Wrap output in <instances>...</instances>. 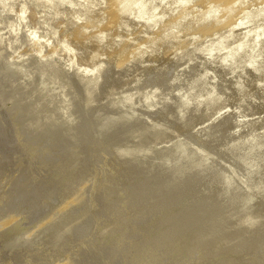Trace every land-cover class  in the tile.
Returning <instances> with one entry per match:
<instances>
[{
    "label": "rangeland",
    "instance_id": "374dc122",
    "mask_svg": "<svg viewBox=\"0 0 264 264\" xmlns=\"http://www.w3.org/2000/svg\"><path fill=\"white\" fill-rule=\"evenodd\" d=\"M96 1L0 0V264H264L263 0Z\"/></svg>",
    "mask_w": 264,
    "mask_h": 264
},
{
    "label": "bare ground",
    "instance_id": "6f19581e",
    "mask_svg": "<svg viewBox=\"0 0 264 264\" xmlns=\"http://www.w3.org/2000/svg\"><path fill=\"white\" fill-rule=\"evenodd\" d=\"M43 1H46L47 4H53V2H55V0H43ZM98 1H99V0H98ZM98 1H96V2H98ZM103 1H104V0H102L101 3H107L106 0H105L104 2H103ZM107 1H108V0H107ZM120 1H121V0H120ZM120 1L117 0V2L121 3L120 5H122L124 2H123V0H122V2H120ZM126 1H128V2H125V4H123V5L121 6V8H122L124 5H126L127 3H128V6L130 5L131 0H130V1H129V0H126ZM134 1H135V0H134ZM139 1H140V3H141L142 0H139ZM139 1H138V2H139ZM145 1H146V0H143L142 3H143V4H147L148 2L144 3ZM155 1H156V0H151V1H149L150 3H149L148 5H150V4H152V3H153V4H156ZM159 1L162 3L161 0H159ZM163 1H164V0H163ZM168 1H172V0H167V1H164V2H167V3L169 4ZM180 1H181V0H180ZM184 1H185V3L189 2V3H188V7L190 8L191 6H189V4H190V1H191V0H190V1H189V0H188V1L184 0ZM198 1H200V0H198ZM210 1H211V0H209V3H208V4H210L211 2H213V1H211V2H210ZM217 1H219V0H216V3H217ZM224 1H226V0H224ZM224 1H221V2H223L222 6H223L224 3H225ZM243 1H245V0H243ZM263 1H264V0H263ZM263 1H262V3L264 4ZM71 2L73 3V1H71ZM71 2H69V3H71ZM151 2H152V3H151ZM160 2H158L159 5H161ZM182 2H183V1H182ZM182 2H181V4L184 5V3H182ZM194 2H196V0H195ZM203 2H205V1L203 0ZM203 2H202V3H203ZM214 2H215V0H214ZM246 2H247V1H246ZM253 2H257V3H256V6H257L258 4H259L258 6H260V4H261V2H260L259 0H258V1L256 0V1H253ZM259 2H260V3H259ZM64 3H65V2H64ZM67 3H68V2H67ZM99 3H100V2H99ZM115 3H116V1H115ZM135 3H137V0H136L135 2H133V3H131V5H132V4H135ZM192 3H193V0H192ZM202 3H200V4H202ZM226 3H227V1H226ZM226 3H225V4H226ZM74 4H76V1H75ZM74 4H73V5H74ZM116 4H118V3H116ZM116 4H115V5H116ZM138 4H139V3H137L136 5H137V6H140V5H141V4H140V5H138ZM153 4H152V5H153ZM168 4H167V5H168ZM177 4H180V2L176 3V6H177ZM181 4H180V5H181ZM196 4H197V3H196ZM196 4H195V5L192 4V6H196V8H198V6H199L200 4L198 3V6H197ZM208 4H206V5H205V4H204V5H201V6H200L201 9H203L202 6H203V7H204V6L206 7V6H208ZM211 4H212V3H211ZM218 4H219V2H218ZM218 4H216L217 7H218ZM242 4H243V3H242ZM242 4H241V5H242ZM65 5H66V6H65ZM67 5H68V4H66V3L64 4V6H65L66 8H67V7L70 8V6H71L72 4H70V6H69V5L67 6ZM101 5H102V4H101ZM106 5H107V4H106ZM106 5H105V6L103 5V6L105 7V8H104L105 10H106ZM120 5H119V6H120ZM152 5L149 7V9H150L151 7H153ZM162 5H163V4H162ZM170 5H171V4H170ZM180 5H179V6H180ZM190 5H191V4H190ZM239 5H240V4H239ZM241 5H240V6H241ZM74 6H76V5H74ZM107 6H108V5H107ZM110 6H111V5H110ZM116 6H117V5H116ZM128 6H127V7H128ZM132 6L134 7V5H132ZM132 6H131V7L129 6V10H128L127 7L124 6V7L126 8V9L124 8L125 11L128 10V11H127L128 13H129V11H130V12H133V9L135 10V8H133ZM209 6H210V5H209ZM209 6H208V7H209ZM244 6H246V4H244ZM72 7H73V6H72ZM97 7H98V6H97ZM101 7H102V6H100V9H101ZM108 7H109V6H108ZM108 7H107V8H108ZM117 7H118V6H117ZM117 7H116V11H117ZM145 7H146L145 10H147V7H148V6H145ZM155 7H157V5H156ZM158 7H159V6H158ZM164 7H165V6H164ZM200 7H199V8H200ZM214 7H215V5H214ZM219 7H220V5H219ZM235 7H236V6H235ZM242 7H243V6H242ZM121 8L118 9V10H122V9H123V8H122V9H121ZM130 8H133L132 11H131ZM136 8H137V7H136ZM194 8H195V7H194ZM210 8H211V7H210ZM232 8H234V7H232ZM238 8H239V7H238ZM259 8H260V7H259ZM71 9H73V8H70L69 11H70ZM124 9H123V10H124ZM137 9H138V8H137ZM142 9L144 10V8H142ZM142 9H141V10L138 9V10H140V12H141ZM187 9H188V8H187ZM190 9L192 10V7H191ZM211 9H212V10L214 9L213 6H212ZM240 9H241V7H240ZM105 10H104V11H105ZM123 10H122V11H123ZM138 10H136V11H138ZM191 10H190V11H191ZM193 10H194V9H193ZM233 10H234V9H233ZM233 10H232V12H233ZM67 11H68V9L66 10V12H67ZM102 11H103V10H102ZM102 11H101V13H102ZM104 11H103V12H104ZM106 11H107V10H106ZM110 11H111V10H110ZM125 11H124V12H125ZM147 11L150 12V10H147ZM195 11H196V10H195ZM208 11H209V13H208V15H209L211 10H208ZM208 11H206V12H208ZM236 11H237V13H239L238 9H237ZM236 11H235V13H236ZM98 12H99V10H98ZM120 12H121V11H120ZM124 12H123V13H124ZM127 12H125L126 14L124 13L125 16H127V14H128ZM134 12H135V11H134ZM204 12H205V11H204ZM206 12L203 13V14H204V15H207ZM211 12H212V11H211ZM67 13H68V12H67ZM90 13H91V12H90ZM94 13H95V12H94ZM101 13H100V15H102ZM104 13H105V12H104ZM107 13H108V12H107ZM118 13H119V12H118ZM123 13H122V15H121V13H120L119 15L123 16V15H124ZM135 13H136V12H135ZM138 13H139V12H138ZM138 13H136V14H138ZM192 13H193V12L191 11V14H192ZM197 13H200V12L197 11ZM201 13H202V12H201ZM201 13H200V15H201ZM225 13H227V12H225ZM233 13H234V12H233ZM237 13H236V14H237ZM253 13H254V12H253ZM108 14H109V13H108ZM131 15H132V17L130 16V17H131L130 20H132L133 18H135L134 13H131ZM139 15H140V14H139ZM139 15H138V16H139ZM160 15H161L160 17L163 18V17H162V14H160ZM181 15H182V14H181ZM200 15H197V16H200ZM204 15H202V17H200V18H204V20H205L206 18L204 17ZM226 15H227V14H225V16H226ZM228 15H229V14H228ZM228 15H227V16H228ZM231 15H232V14H231ZM252 15H253V17H254V16L257 17V18H253V20H254V19H259V17H258L257 15H255V13L252 14ZM102 16H103V15H102ZM125 16H124V17H125ZM133 16H134V17H133ZM151 16H152V15H151ZM153 16H154V15H153ZM153 16H152V17H153ZM178 16H179V15H178ZM190 16H191V15H190ZM194 16H195V15H194ZM197 16H195V17H196V20H195V21L198 22V21H199V17H198V19H197ZM235 16H236V15H235ZM103 17H104V16H103ZM124 17H123V18H124ZM136 17H137V16H136ZM152 17H151V18H152ZM112 18H113V17H112ZM125 18H126V17H125ZM125 18H124V19H125ZM190 18H192V17H190ZM226 18H227V17H226ZM93 19H94V18H93ZM110 19H111V18H110ZM121 19H122V18H121ZM124 19H123V20H124ZM152 19H153V18H152ZM155 19L157 20V18H155ZM188 19H189V18H188ZM227 19L230 20L229 17H228ZM156 20H154V21H156ZM189 20H190V19H189ZM192 20H193V18H192ZM200 20H201V19H200ZM223 20H224V19H223ZM223 20H222V21H223ZM110 21H111V20H110ZM110 21H109V22H110ZM113 21H114V20H113ZM113 21H111V22L113 23ZM136 21H137V20H136ZM145 21H146V20H145ZM145 21H143V22H145ZM224 21H225V20H224ZM224 21H223V22H224ZM256 21H257V20H256ZM259 21H260V20H259ZM128 22H130V24L133 23L132 25H134V23L138 24L139 21L135 22V20H134V22H133V20H132V21L127 20V23H126L127 25H129ZM143 22H142V23H143ZM147 22L150 23L149 20L146 21L145 24H147V25H145V26L149 27L151 24L148 25L149 23H147ZM184 22H185V21H184ZM190 22H191V21H190ZM200 22H203V19H202V21H200ZM219 22H220V21H219ZM226 22H227V21H226ZM230 22H232V21L230 20ZM230 22H229L228 24H230ZM140 23H141V22H140ZM154 23H155V22H154ZM182 23H183V22H182ZM195 23H196V22H195ZM204 23H205V21H204ZM216 23H217V22H216ZM89 24H90V23H89ZM91 24H92V23H91ZM110 24H111V23H110ZM116 24H117V23H116ZM116 24H115V25H116ZM136 24H135V25H136ZM152 24H153V23H152ZM183 24H185V23H183ZM191 24H193V23L191 22ZM196 24H197V23H196ZM196 24H195V26H197V27L199 28V26L196 25ZM202 24H203V23H202ZM205 24H206V23H205ZM207 24H208V23H207ZM207 24H206V25H207ZM217 24H218V23H217ZM223 24H224V23H223ZM223 24H222V25H223ZM71 25H72V24H71ZM73 25H74V24H73ZM132 25H130V27H131ZM135 25H134V26H135ZM143 25H144V24H143ZM143 25H142V26H143ZM209 25H211V22H210ZM214 25H215V24H214ZM218 25H219V24H218ZM222 25H221V26H222ZM14 26H15V28L10 27L11 32H13V33H15V32L17 31V24H14ZM92 26H93V25H92ZM109 26H110V25H109ZM113 26H114V25H112V28H113ZM139 26H140L139 24H138V26L136 25V27H139ZM188 26H189L188 28L190 29V24H188ZM193 26H194V25H192L191 27H193ZM200 26H201V23H200ZM203 26H205V25H203ZM83 27H84V26H83ZM83 27H82V28H83ZM107 27H108V26H106V30L108 29ZM147 27H145V28H147ZM197 27H193V29L196 28V30H197ZM208 27H209V26H208ZM212 27H213V25H212ZM70 28L72 29V27H70ZM78 28L80 29L81 27H78ZM78 28H77V26H74V27H73V29H78ZM86 28H87V26L85 25V28H84V29H86ZM134 28H135V27H133V29H134ZM188 28H187V29H188ZM203 28L205 29V28H207V27H202V29H203ZM210 28H211V26H210ZM210 28H209V29H210ZM217 28H218V26H217ZM219 28H221V27H219ZM219 28L217 29L218 31L216 30V32H218V33H219V31L221 32V31L224 29L223 26H222L223 29L221 28V30H220ZM10 29H9V30H10ZM73 29H72V30H73ZM87 29H90V28H87ZM209 29H208V31H209ZM80 30H81V29H80ZM80 30H79V31H80ZM106 30L104 31V33H106ZM111 30H112V29H109V30H107V31H111ZM190 30H192V29H190ZM200 30H201V28H200ZM200 30H199V31H200ZM205 30H206V29H205ZM205 30H203V31H205ZM212 30H213V32H215V31H214V30H215L214 27L212 28ZM76 31H77V30H76ZM87 31H88V30H87ZM134 31H135V30H134ZM161 31H162V30H161ZM188 31H189V30H187V32H188ZM201 31H202V30H201ZM203 31H202V32H203ZM208 31L206 30V31L203 33L204 35L201 33L202 36H203V38H204V36H205V33L208 32ZM81 32H82V31H81ZM101 32H103V30H102ZM136 32H137V31H136ZM159 32H160V31H159ZM191 32H195V30H194V31L192 30ZM213 32H212V31H211V32H208V33H209L208 35L212 36L211 33L213 34V36L217 35V34L214 35ZM72 33H73V32H72ZM74 33H75V36H76L77 33H76V32H74ZM85 33L87 34V33H89V32H86V30H85ZM132 33H133V32H132ZM160 33H161V32H160ZM160 33H157V34H160ZM162 33H163V31H162ZM162 33H161V34H162ZM106 34H107V33H106ZM136 34H137V33H136ZM157 34H156V35H157ZM71 35H72V34H71ZM82 35H83V34H82ZM94 35H95V34H94ZM104 35H105V34H104ZM131 35H132V34H131ZM156 35H155V36H156ZM187 35H189V34H187ZM206 35H207V33H206ZM208 35H207V36H208ZM83 36H84V35H83ZM96 36H97V35H95V37H96ZM98 36H99V34H98ZM98 36H97V37H98ZM138 36H139V33H138ZM158 36H160V35H158ZM207 36H205V37H207ZM210 36H208V37H210ZM97 37H96V38H97ZM131 37H132V36H131ZM133 37L135 38V36H133ZM133 37H132V39H134ZM136 38H137V37H136ZM153 38H156V39H157L155 42H154L155 39H153V41H152L153 43H156L160 37L158 38V37L156 36V37H153ZM70 40H71V39H70ZM136 40H137V39H136ZM136 40H135V41H136ZM95 41H97V39H96ZM133 41H134V40H133ZM202 41H203V40H202ZM85 42H86V41H85ZM133 43H135V42H133ZM80 44H81V43H80ZM87 45H89V44H87ZM107 45H108V44H107ZM90 46H91V45H89L88 49L90 48ZM134 46H135V45H134ZM134 46H133V47H134ZM81 47H83V46H81ZM128 47H129V46H128ZM128 47H127V48H128ZM131 47H132V46H131ZM127 48H126V49L124 48V49H125V50H123L124 53H125V52L127 53L128 51H130V49H129V48L127 49ZM134 48H135V47H134ZM84 49H85V47H84ZM86 49H87V47H86ZM127 50H128V51H127ZM134 50H135V49H134ZM136 50H137V49H136ZM130 53H131V52H130ZM128 54H129V53H128ZM122 55H123L122 57L125 56V54H122ZM126 55H127V54H126ZM131 56H132V54H131ZM128 58H129V57H128ZM128 58H127V60H128ZM120 60L122 61L123 58L120 59ZM119 62H120V61H118L117 63L120 64ZM122 63H123V61H122ZM122 63H121V64H122ZM19 69H22V68L19 67ZM10 71H11V70H10ZM42 80H44V79L41 78V81H42ZM42 82H43V83H41L40 86H42V85L45 86V84H44V83H45V80L42 81ZM44 86H43V88H42V87H39L38 92H41V91L44 89ZM30 108H31V107H30ZM32 108L34 109V108H36V107H32ZM83 186H84V185H83ZM81 188H82V187H81ZM81 188L79 189V192H81V191H80ZM83 188H84V187H83ZM83 192H84V191H83ZM86 192H87V191H86ZM88 193H89V192H88ZM77 194H78V193H77ZM86 194H87V193H86ZM80 195H81V193H80ZM89 195H90V193H89ZM78 197H79V196H78ZM79 198H80V197H79Z\"/></svg>",
    "mask_w": 264,
    "mask_h": 264
}]
</instances>
